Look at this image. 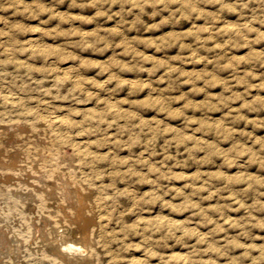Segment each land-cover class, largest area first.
<instances>
[{"label": "rangeland", "instance_id": "rangeland-1", "mask_svg": "<svg viewBox=\"0 0 264 264\" xmlns=\"http://www.w3.org/2000/svg\"><path fill=\"white\" fill-rule=\"evenodd\" d=\"M0 44V264H264V0H0Z\"/></svg>", "mask_w": 264, "mask_h": 264}, {"label": "bare ground", "instance_id": "bare-ground-1", "mask_svg": "<svg viewBox=\"0 0 264 264\" xmlns=\"http://www.w3.org/2000/svg\"><path fill=\"white\" fill-rule=\"evenodd\" d=\"M0 45H2V44H0ZM3 46H4V45H3ZM10 46H11V45H10ZM3 48H4V47H3ZM3 48H2V49H3ZM7 48H8V47H7ZM5 51H6V50H5ZM0 71H1V70H0ZM3 73H4V72H3ZM3 73H2V75H1L0 77H3ZM0 74H1V72H0ZM53 77L55 78V76H53ZM3 78H4V77H3ZM57 79H59V78H57ZM62 79H63V78H62ZM72 79H73V78H72ZM76 79H77V78H76ZM0 81H1V80H0ZM53 81H54V80H53ZM55 81H56V78H55ZM62 82H63V81H62ZM71 82H72V81H71ZM74 82H76V81H74ZM1 83H2V81H1ZM76 83H77V82H76ZM73 85H74V83H73ZM75 85H76V84H75ZM3 86H4V85L2 84V87H3ZM2 87H1L0 92L4 91V90H2ZM4 87H5V86H4ZM74 87H75V86H74ZM77 87H79V86H77ZM70 90H71V89H70ZM73 90H74V89H73ZM7 91L9 92V90H7ZM7 91H6V92H7ZM60 91H61V90H60ZM6 92H5V93H6ZM10 92H11V90H10ZM11 93H12V92H11ZM8 94H9V93H8ZM67 95H68V94H67ZM0 96H1V95H0ZM9 97H10V94H9ZM1 98H2V97H1ZM3 98L6 99V100H8V97H7V96H4ZM3 101H5V100H3ZM10 101H11V100H10ZM89 108H90V106H89ZM89 108H88V110H89ZM44 109H45V107H44ZM53 109H54V108H53ZM86 109H87V108H86ZM41 110H43V109H41ZM31 111H32V110H31ZM37 111H38V110H37ZM43 111L46 112V110H43ZM51 111H52V110H51ZM56 111H57V110H56ZM67 111H68V110H67ZM27 112H28V111H27ZM29 112H30V111H29ZM32 112H33V111H32ZM34 112H35V110H34ZM47 112H48V111H47ZM53 112H54V111H52V113H53ZM39 113H40V112H39ZM61 113H62V112H61ZM61 113H60V114H61ZM64 113H65V112H64ZM33 114H34V113H33ZM37 114H38V113H37ZM45 114H46V113H45ZM54 114H55V113H54ZM58 114H59V113H58ZM58 114H57V115H58ZM65 114H68V115H69V111H68V113H65ZM35 115H36V114H35ZM35 115H34V116H35ZM50 115H51V113H50ZM57 115H56V116H57ZM61 115H62V114H61ZM42 116H43V114H42ZM45 116L47 117V115H45ZM52 116H53V115H52ZM66 116H67V115H66ZM40 117H41V116H40ZM40 117H39V119H40ZM49 117H51V116H49ZM53 117H55V116H53ZM68 117H69V116H68ZM68 117H67V118H68ZM51 118H52V117H51ZM81 118H82V117H81ZM41 119H42V118H41ZM45 120H46V119H45ZM52 120H53V118H52ZM72 120H73V119H72ZM53 121H54V120H53ZM57 121H60V120L58 119V120H56V122H57ZM62 122H63V120H62ZM73 122L75 123L76 121H72L71 123H73ZM50 123H51V122H50ZM53 123L55 124V122H53ZM77 123H78V122H77ZM41 124H42V123H41ZM47 124H48V123H47ZM60 124H62V123H60ZM17 125H18V124H17ZM43 125H44V124H43ZM43 125H42V126H43ZM75 125L77 126L78 124H75ZM5 126H6V125H5ZM14 126H15V125H14ZM27 126H28V125H27ZM36 126H37V125H36ZM38 126H39V128H40V125H38ZM38 126H37V127H38ZM42 126H41V128H43ZM55 126H56V125H55ZM55 126H54V127H55ZM60 126L63 127V126H65V124H64L63 126H62V125H60ZM68 126H69V125H68ZM7 128H8V126H7ZM50 128H51V127H50ZM64 128H66V127H64ZM67 128H68V127H67ZM73 128H75V127H73ZM10 129H11V128H10ZM46 129H47V128H46ZM51 129H52V128H51ZM59 129H60V128H59ZM81 129H82V128H81ZM81 129H80V130H81ZM1 130H2V129H1ZM18 130H19V128H18ZM49 130H50V129H49ZM49 130H48V131H49ZM53 130H54V129H53ZM68 130H69V129H68ZM3 131H4V129H3ZM9 131H10V130H9ZM37 131H38V130H37ZM50 131H52V130H50ZM70 131H71V130H70ZM6 132H7V131H6ZM6 132H5V133H6ZM21 132L23 133V131H21ZM38 132H39V131H38ZM40 132H41V134H43V133H42V132H43L42 130H40ZM62 132H64V131H62ZM62 132H61V136H62ZM65 132H67V131H65ZM65 132H64V133H65ZM83 132H84V131H83ZM2 133H3V132H2ZM17 133H18V132H17ZM25 133H26V132H25ZM46 133H47V131H46ZM50 133H52V132H50ZM59 133H60V132H59ZM64 133H63V134H64ZM71 133H72V132H71ZM71 133H70V134H71ZM75 133H76V132H75ZM80 133H81V131H80ZM80 133H79V134H80ZM18 134H20V133H18ZM23 134H24V133H23ZM41 134H40V135H41ZM53 134H54V133H53ZM56 134H57V132H56ZM83 134H84V133H83ZM21 135H22V134H21ZM25 135H27V133H26ZM25 135H24V136H25ZM48 135H50V134H48ZM54 135H55V134H54ZM58 135H59V134H58ZM4 136H5V134H4ZM12 136H13V135H12ZM29 136H30V135H29ZM44 136H45V135H44ZM50 136H52V135H50ZM61 136H60V137H61ZM67 136H68V135H67ZM67 136H66V137H67ZM72 136H73V134H72ZM81 136H82V133H81ZM83 136H84V135H83ZM2 137H3V134H2ZM45 137H46V136H45ZM45 137H44V138H45ZM60 137H59V138H60ZM63 137L65 138V135H64ZM70 137H71V136H70ZM75 137H76V135L74 136V138H75ZM7 138H8V136H7ZM12 138H13V137H12ZM50 138H51V137H50ZM59 138H58V139H59ZM61 138H62V137H61ZM61 138H60V139H61ZM76 138H77V140H78V137H76ZM80 138H81V137H80ZM82 138H83V137H82ZM82 138H81V139H82ZM22 139H23V138H22ZM24 139H25V137H24ZM65 139L67 140V138H65ZM65 139L63 140L64 142H65ZM69 139H70V141H71V138H69ZM81 139H80V140H81ZM86 139H88V137H87ZM3 140H4V139H3ZM6 140H7V139H6ZM10 140H11V138H10ZM61 140H62V139H61ZM75 140H76V139H75ZM18 141H20V140H18ZM42 141H44V140L42 139ZM51 141H52V145H53V148H54L53 140L51 139ZM68 141H69V140H68ZM68 141H67V142H68ZM7 142H8V141H7ZM9 142H10V141H9ZM38 142H39V141H38ZM55 142H56V141H55ZM58 142H59V141H58ZM60 142H61V141H60ZM71 142H72V141H71ZM74 142H75V141H74ZM43 143H44V142H43ZM56 143H57V142H56ZM65 143H66V142H65ZM81 143H83V141H82ZM50 144H51V143H50ZM59 144H60V143H58V147L60 146ZM62 144H64V143H62ZM62 144H61V145H62ZM71 144H72V143H71ZM39 145L41 146L42 144H39ZM46 145H47V144H46ZM88 145H90V144H88ZM4 146H5V145H4ZM42 146H43V145H42ZM56 146H57V145L55 144V147H56ZM78 146H79V145H78ZM11 147H12V146H11ZM43 147H45V146H43ZM51 147H52V146H51ZM70 147H71V146H70ZM79 147H81V146H79ZM86 147H87V146H86ZM9 148H10V147H9ZM49 148H50V147H49ZM53 148H52V150H53ZM59 148H60V147H59ZM74 148H75V147H74ZM47 149H48V146H47ZM54 149H55V148H54ZM57 149H58V148H57ZM85 149H86V148H85ZM13 150H14V149H13ZM40 150H42V149H38V152H40ZM75 150H77V148H76ZM81 150H82V147H81ZM55 151H56V150H55ZM55 151H54V152H55ZM58 151H59V150H58ZM79 151H80V148H79ZM79 151H78V152H79ZM82 151H84V150H82ZM86 151H87V149H86ZM90 151H91V150H90ZM90 151H89V152H90ZM2 152H4V151H2ZM16 152H17V151H16ZM38 152H36L37 154H36V153H34V154L39 155V156H38V159H39L41 154H38ZM42 152H43V151H42ZM45 152H46V151H45ZM56 152H57V151H56ZM80 152H81V151H80ZM80 152H79V153H80ZM91 152H92V151H91ZM11 153H12V152H11ZM11 153H10V154H11ZM61 153H62V152H61ZM71 153H72V152H71ZM87 153H88V151H87ZM2 154H3V153H2ZM14 154H15V155H20V156L22 155L21 153H20V154H16V153H14ZM34 154H33V155H34ZM43 154H45V153H43ZM43 154H42V156H44ZM46 154H47V153H46ZM80 154H81V153H80ZM0 155H1V154H0ZM47 155H48V154H47ZM74 155H75V154H74ZM9 156H11V155H9ZM9 156H8V158H9ZM57 156H58V155H57ZM62 156H63V155H62ZM79 156H80V155H79ZM82 156H84V155L82 154ZM94 156H96V154H95ZM4 157H6V156H4ZM11 157H12V156H11ZM11 157H10V158H11ZM44 157H45V156H44ZM58 157H59V156H58ZM77 157H78V156H77ZM89 157H92V156L90 155ZM0 158L2 159V156H1ZM16 158H17V157H16ZM18 158H20V157H18ZM18 158H17V161H20L21 159L18 160ZM45 158H46V157H45ZM50 158H51V157H50ZM53 158H54V157H53ZM63 158H64V156H63ZM63 158H62V159H63ZM87 158H88V157H87ZM87 158H86V159H87ZM106 158H107V157H106ZM108 158H109V156H108ZM12 159H13V158H12ZM12 159H11V160H12ZM41 159H42V157H41ZM41 159H40V160H41ZM55 159H56V158H55ZM59 159H61V158L59 157ZM62 159H61V160H62ZM68 159H69V158H68ZM81 159H82V158H81ZM81 159H80L79 161H81ZM96 159H97V157H96ZM103 159H104V158H103ZM103 159H102V160H103ZM4 160H5V159H4ZM9 160H10V159H9ZM15 160H16V159H15ZM43 160H44V159H43ZM46 160H47V158H46ZM50 160H51V159H50ZM70 160H71V159H70ZM76 160H77V158L75 159V161H76ZM90 160H91V159H90ZM107 160H108V159H106V162L111 161V160H108V161H107ZM0 161H1V160H0ZM7 161H8V160H7ZM12 161H13V160H12ZM23 161H24V160H23ZM33 161H34V160H33ZM36 161H37V160H36ZM47 161H48V160H47ZM52 161H54V160H52ZM63 161H64V160H63ZM104 161H105V159H104ZM112 161H113V158H112ZM20 162H22V160H21ZM34 162H35V161H34ZM38 162H39V161H38ZM44 162H46V161H44ZM60 162H61V161H60ZM71 162H72V160H71ZM71 162H70V164H71ZM106 162H105V163H106ZM0 163H2V162H0ZM3 163H4V162H3ZM5 163H8V162L5 161ZM10 163H12V162L10 161L9 164H10ZM15 163H17V162L15 161ZM18 163H19V162H18ZM18 163H17V164H18ZM42 163H43V162H42ZM57 163H58V162H57ZM92 163H93V160H92ZM108 163H109V162H108ZM113 163H114V162H113ZM9 164H7V165H9ZM22 164H23V163H22ZM24 164L27 165L28 163H27V164L24 163ZM24 164H23V166H25ZM34 164H38V163H34ZM34 164H32V165H34ZM51 164H52V163H51ZM58 164H59V163H58ZM66 164H67V163H66ZM77 164H78V162H77ZM86 164H88V163H86ZM86 164H84V165L87 167ZM0 165H2V164H0ZM3 165H5V164H3ZM3 165H2V166H3ZM14 165H15V164H14ZM45 165H47V164H45ZM81 165H83V164H81ZM81 165H80V166H81ZM88 165H89V164H88ZM104 165H105V164H104ZM2 166H1V167H2ZM11 166H12V165H11ZM40 166H41V164H40ZM42 166H43V165H42ZM51 166H52V165H51ZM67 166H68V164H67ZM92 166H93V165H92ZM108 166H112V168H113V165H108ZM14 167H15V166H14ZM18 167H19V166L17 165V168H18ZM45 167H46V166H45ZM65 167H66V166H65ZM69 167H70V165L68 166V169L71 170ZM72 167H73V166H72ZM72 167H71V168H72ZM74 167H75V166H74ZM82 167H83V166H82ZM82 167H80V168H82ZM86 167H85V169H86ZM95 167H96V165H95L93 168L96 169ZM2 168H3V167H2ZM5 168H6V167H5ZM7 168H9V166H8ZM7 168L5 169V171L8 170ZM27 168H28V166H27ZM38 168H39V167H38ZM51 168H52V167H51ZM75 168H76V167H75ZM80 168H79V169H80ZM0 169H1V168H0ZM18 169H19V168H18ZM20 169H21V167H20ZM34 169H35V168H34ZM40 169H41V168H40ZM46 169H47V168H46ZM107 169H108V168H107ZM109 169H110V167H109ZM1 170H2V169H1ZM51 170H52V169H50L49 171H51ZM80 170H82V169H80ZM90 170H91V169H90ZM9 171H11V170H9ZM12 171H14V170H12ZM17 171H18V170H17ZM17 171H16V172H17ZM28 171H29V170H28ZM33 171H34V170H32V172H33ZM43 171H44V170H43ZM52 171H54V170H52ZM61 171H62V170H61ZM71 171H72V170H71ZM109 171L113 172L112 170H109ZM37 172H38V171H37ZM44 172H46V171H44ZM55 172H56V171H55ZM89 172H90V171H89ZM95 172H97V171H95ZM105 172H106V170L104 171V173H105ZM19 173H20V172H19ZM28 173H29V172H28ZM59 173H61V172H59ZM72 173H73V171H72ZM76 173H77V172H76ZM83 173H84V171H83ZM21 174H22V173H21ZM52 174H54V173H52ZM63 174H65V173H63ZM96 174H98V173H96ZM107 174H108V173H107ZM57 175H59V174H57ZM65 175H66V174H65ZM80 175H81V174H80ZM80 175H77V176H80ZM86 175H88V174H86ZM92 175H93V174H92ZM8 176H9V175H8ZM25 176H26V175H25ZM61 176H63V175H61ZM61 176H59V177H61ZM70 176H71V175H70ZM77 176H75L76 179H77ZM82 176H83V175H82ZM96 176L98 177V175H96ZM106 176H107V175H106ZM5 177H6V176H5ZM23 177H24V176H23ZM55 177H56V176H55ZM67 177L69 178V176H67ZM73 177H74V176H73ZM73 177H72V179H71L70 181H72V180L74 179L72 182H74V181L76 182L75 177H74V178H73ZM84 177H85V176H84ZM92 177H94V176H92ZM97 177H96V179L99 178V177H98V178H97ZM104 177H105V175H104ZM109 177H110V175H109ZM0 178H1V177H0ZM12 178H13V177H12ZM17 178H19V175H18ZM31 178H32V177H31ZM38 178H39V180H40V177H38ZM100 178H101V177H100ZM8 179H10V178H8ZM20 179H22V178H20ZM25 179H26V178H25ZM64 179H66V178H64ZM79 179H80V178H79ZM86 179H87V178H86ZM94 179H95V178H94ZM96 179H95V180H96ZM101 179H102V178H101ZM17 180H18V179H17ZM17 180H15V182H16ZM26 181H27V179H26ZM49 181H50V180H49ZM59 181H60V180H59ZM66 181H67V180H65V183H67V192L70 194L69 197L71 198V197H72L71 194H72V195L75 197V199H76V204H75V203H72V204H75V205H76L75 210H74V209H73V210H74V212H75V215H74V216H75L76 219L80 222V230H78V233H79V231H80V234H79V237H78L76 240H72V241H70V240H69V241H64V240H65V239H64L63 241H61V239H59V237H56V235H55L56 238L54 237V234H56V233H54L55 231H54V229L52 228L53 233H52V232H51V233L53 234V238H55V239L52 240V249H53V251H54L53 254H54V256H55L58 260H59V259H65L68 255H71V256L73 257V260H74V259H77V260H80V259H81V260L88 259L89 256H87V257L84 256V252H85V250H86V249L88 248V246H89V243H90V241H91V238L93 237L92 234H93L94 230H93V232L91 231V232H92V234H91L92 237H89V233H88V231H89V224L92 225V223H90L91 218H89V217L86 215L87 213L85 212V207L87 206V197H86L85 194H87V193H83V192L81 191L82 188L79 189L80 187H83L84 185H83V186H80V187H76L75 185H76L77 183H76L75 185H73V183L71 184V183L68 181V182L70 183V184H69V183L66 182ZM103 181H104V180H103ZM103 181H101V182H103ZM4 182H6V181H4ZM12 182H13V181H12ZM17 182H18V181H17ZM51 182H52V181H51ZM60 182H61V181H60ZM75 182H74V183H75ZM96 182H97V180H96ZM99 182H100V181H99ZM99 182H97V183H99ZM104 182H105V181H104ZM0 183H1V182H0ZM2 183H3V182H2ZM39 183H40V181H39ZM61 183H62V186H63L64 183H63V182H61ZM81 183H82V182H81ZM81 183H80V184H81ZM87 183H88V182H87ZM18 184H19V182H18ZM51 184H52V183H51ZM7 185L9 186L10 184H7ZM19 185H21V183H20ZM58 185L60 186V184H58ZM65 185H66V184H65ZM10 186H11V185H10ZM29 186H30V184H29ZM44 186H45V184H44ZM95 186H96V185H95ZM98 186H99V185H98ZM11 187H12V186H11ZM13 187H15V186H13ZM17 187H19V186H17ZM22 187H23V186H22ZM32 187H33V186H32ZM35 187H36V186H35ZM53 187H54V186H53ZM53 187H51V188H53ZM65 187H66V186H65ZM65 187H64V188H65ZM88 187H89V186H88ZM101 187H102V186H101ZM9 188H10V187H9ZM9 188H7V189H9ZM19 188L21 189V187H19ZM19 188H17V189H19ZM24 188H25V187H24ZM60 188H61V186H60ZM83 188H84V187H83ZM89 188L92 189V187H89ZM97 188H98V187H96V189H95V188L93 187V190H94V189L97 190ZM102 188H104V187H102ZM1 189H2V186H1ZM14 189H15V188H14ZM14 189H12V190H14ZM17 189H16V190H17ZM47 189H49V188L47 187ZM47 189H45V190L47 191ZM62 189H63V188H62ZM65 189H66V188H65ZM2 190H3V189H2ZM10 190H11V189H10ZM60 190H61V189H60ZM82 190H83V189H82ZM89 190H90V189H88V191H89ZM98 190H99V189H98ZM100 190H102V189H100ZM8 191H9V190H8ZM17 191H18V190H17ZM19 191H20V190H19ZM37 191H38V190H37ZM37 191H36V192H37ZM40 191H42V190L40 189ZM83 191H85V190H83ZM86 191H87V190H86ZM86 191H85V192H86ZM91 191H92V190H91ZM127 191L129 192V190H127ZM30 192H31V191H30ZM44 192H45V191H44ZM65 192H66V190H65ZM128 192H127V194H128ZM12 193H13V192H12ZM26 193H27V191H26ZM53 193H54V192H53ZM62 193L65 194L64 191L62 192V190H61V194H62ZM101 193H102V192H101ZM3 194H4V193H3ZM14 194H15V193H14ZM16 194H17V193H16ZM49 194H50V193H49ZM89 194H91L90 191H89ZM89 194H87V195H89ZM93 194H94V193H93ZM98 194H99V193H98ZM131 194H132V193H131ZM1 195H2V194H1ZM12 195H13V194H12ZM17 195L19 196V194H17ZM34 195H35V194H34ZM91 195H92V194H91ZM91 195H90V196H91ZM95 195H96V194H95ZM10 196H11V195H10ZM13 196H14V195H13ZM20 196H22V195H20ZM42 196H45V195H42ZM47 196H48V195H47ZM64 196H65V195H64ZM66 196H67V195H66ZM66 196H65V197H66ZM93 196H94V195H93ZM130 196H131V195H130ZM29 197H30V196H29ZM33 197H34V196H33ZM67 197H68V196H67ZM67 197H66V198H67ZM69 197H68V198H69ZM98 197L100 198L101 196H98ZM133 197H134V195H133ZM19 198H20V197H19ZM35 198H36V197H35ZM66 198H65V199H66ZM68 198H67V199H68ZM88 198H89V197H88ZM21 199H22V198H21ZM42 199H43V198H42ZM67 199H66V200H67ZM101 199H103V198H101ZM16 200H17V198H16ZM31 200H32V199H31ZM33 200H34V198H33ZM40 200H41V199H40ZM44 200H45V199H44ZM93 200H94V199H93ZM96 200H98V199L96 198ZM96 200H94V201H96ZM21 201H22V200H21ZM47 201H48V200H47ZM67 201H68V200H67ZM67 201H66V202H67ZM72 201H73V200H72ZM72 201L69 200V201H68L69 204H70V202H72ZM94 201H92V203H93ZM102 201H103V200H102ZM102 201H100V202H102ZM131 201H132V200H131ZM18 202H19V201H18ZM33 202H34V201H33ZM35 202H37V201L35 200ZM100 202H98V203H100ZM89 203H90V202H89ZM102 203H104V202H102ZM106 203H107V202H106ZM9 204H10V203H9ZM21 204H22V203H21ZM21 204H20V205H21ZM37 204H38V203H37ZM41 204H42V203H41ZM72 204H70V206H72ZM13 205H15V204H13ZM13 205H12V207H13ZM94 205H95V204H94ZM96 205H97V204H96ZM99 205H101V204H99ZM99 205H98V206H99ZM103 205H104V204H103ZM103 205H102V206H103ZM10 206H11V204H10ZM18 206H19V205H18ZM43 206H44V205H43ZM67 206H69V205H67ZM109 206H110V205H109ZM39 207H40V206H39ZM44 207H47V205L45 204ZM44 207H42L41 209H43ZM88 207H89V206H88ZM21 208H22V207H21ZM23 208H24V207H23ZM31 208H32V207H31ZM49 208L51 209V207H49ZM72 208H73V207H72ZM86 208H87V207H86ZM91 208H93V206H92ZM96 208H98V207L96 206ZM96 208H95V210H96ZM101 208H102V207H101ZM103 208H104V207H103ZM10 209H11V207H10ZM14 209H15V208H14ZM18 209H20V208H18ZM99 209H100V208H99ZM106 209H107V208H106ZM30 210H31V209H30ZM32 210H33V209H32ZM62 210H63V209H62ZM86 210H87V209H86ZM100 210H101V209H100ZM103 210H104V209H103ZM108 210H110V209H108ZM11 211H14V210L11 209ZM37 211H38V210H37ZM46 211H47V210H45V212H46ZM93 211H94V210H93ZM97 211H98V209H97ZM113 211H115V210L113 209L112 212H113ZM23 212H24V211H23ZM48 212H49V211H48ZM50 212H51V211H50ZM50 212H49V213H50ZM105 212H106V211H105ZM4 213H5V212H4ZM17 213H19V212H17ZM24 213H25V212H24ZM35 213H36V212H35ZM40 213H42V212L40 211ZM46 213H47V212H46ZM46 213H45V214H46ZM52 213H53V211H52ZM62 213H63V212H62ZM91 213H92V212H91ZM96 213H97V212H96ZM116 213H117V212H116ZM12 214H14V213L12 212ZM12 214H11V215H12ZM15 214H16V213H15ZM15 214H14V216H15ZM37 214H38V213H37ZM42 214L45 215V214H44V211H43ZM89 214H90V213H89ZM92 214H94V213H92ZM118 214H119V213H118ZM38 215H39V214H38ZM55 215H56V214H55ZM55 215H54V217H55ZM90 215H91V214H90ZM90 215H89V216H90ZM101 215H102V213H101ZM14 216H13V218H14ZM16 216H17V215H16ZM16 216H15V218L17 219V217H18L19 215H18L17 217H16ZM47 216H48V215H46L45 217H47ZM52 216H53V215H52ZM93 216H94V215H93ZM115 216H116V214H115ZM158 216H159V215H158ZM45 217H44V218H45ZM68 217H69V216H68ZM75 217H74V218H75ZM90 217H91V216H90ZM94 217H95V216H94ZM104 217H105V216H104ZM109 217H110V216H109ZM116 217H117V216H116ZM118 217H119V215H118ZM155 217H156V216H155ZM159 217H161V219L164 218V216H163V217H162V216H159ZM19 218H20V217H18V219H19ZM24 218H25V217H24ZM47 218H49V217H47ZM59 218H60V217L58 216V220H61V219H59ZM64 218H65V217H64ZM66 218H67V217H66ZM98 218H99V217H98ZM106 218H107V217H106ZM106 218H104V219H106ZM16 219H15V220H16ZM56 219H57V217H56ZM76 219H75V220H76ZM92 219H93V218H92ZM107 219H108V218H107ZM117 219H118V218H117ZM157 219H158V218H157ZM165 219H167V218H165ZM165 219H164V220H165ZM3 220H4V219H3ZM11 220H12V219H11ZM15 220L13 219V221H15ZM21 220H22V219H21ZM52 220H53V219H52ZM110 220H111V219H109V221H110ZM112 220H113V219H112ZM164 220H163V221H164ZM167 220H168V219H167ZM167 220H166V221H167ZM18 221H19V220H18ZM24 221H26V219H25ZM29 221H30V220H29ZM44 221H45V220H44ZM49 221H51V220H49ZM49 221H48V222H49ZM66 221H67V220H66ZM73 221H74V219H73ZM101 221H102V220H101ZM101 221H100V222H101ZM169 221H170V220H169ZM21 222H22V221H21ZM57 222H58V221H57ZM59 222H62V221H59ZM59 222H58V223H59ZM67 222H68V221H67ZM70 222L72 223L71 220H70ZM74 222H75V221H74ZM92 222H93V221H92ZM107 222H108V221H107ZM24 223H26V222H24ZM24 223H23V225H24ZM30 223H32V222H30ZM46 223H47V222H46ZM54 223H55V222H54ZM58 223H55V224H58ZM102 223H103V222H102ZM160 223H162V221H161ZM13 224H14V223H13ZM13 224H12V225H13ZM18 224H19V226H20V223H18ZM55 224H54V225H55ZM98 224H99V223H98ZM106 224H107V223H106ZM110 224H111V223H110ZM21 225H22V224H21ZM46 225H47V224H46ZM49 225L51 226V223H50ZM60 225H61V224H60ZM73 225H74V223H73ZM76 225H77V224H76ZM93 225H94V224H93ZM164 225H165V223H164ZM167 225H170V224H167ZM50 226H49V228H50ZM55 226H56V225H55ZM61 226H62V225H61ZM100 226H101V225H100ZM100 226L98 227L99 229L103 228V227L100 228ZM106 226H107V225H106ZM106 226H105V227H106ZM111 226H112V225H111ZM93 227H94V226H93ZM26 228H28V227H26ZM30 228H31V227H30ZM34 228H35V227H34ZM59 228H60V227H59ZM5 229H6V228H5ZM21 229H22V228H21ZM26 230H27V229H26ZM60 230H61V229H60ZM62 230H63V227H62ZM75 230H76V229H75ZM101 230H102V229H101ZM0 231H1V230H0ZM31 231H33V230H31ZM34 231H35V230H34ZM38 231H39V230H38ZM50 231H51V229H50ZM56 231H57V230H56ZM58 231H59V230H58ZM58 231H57V232H58ZM102 231H103V230H102ZM18 232H19V231H17V233H18ZM20 232H21V230H20ZM59 232H60V231H59ZM62 232H64V231H62ZM62 232H61V233H62ZM66 232H67V231H66ZM70 232H71V231H70ZM106 232H108V231H106ZM1 233H3V232H1ZM8 233H9V232H8ZM27 233H28V232H27ZM34 233H35V232H34ZM49 233H50V232H49ZM68 233H69V232H68ZM73 233H74V232H73ZM21 234H22V233H21ZM52 234H49V235H52ZM59 234H60V233H58V235H59ZM103 234H104V233H103ZM3 235H4V234H3ZM15 235H16V233H15ZM24 236H25V235H24ZM29 236H31V235H29ZM46 236H47V235H46ZM60 236H61V235H60ZM67 236H68V235H67ZM67 236H66V234H65L64 237H67ZM72 236H73V235H72ZM100 236L102 237V234H101ZM2 237H3V236H2ZM5 237H6V236H5ZM9 237H10V236H9ZM11 237H13V236H11ZM11 237H10V239H11ZM21 237H23V236H21ZM39 237H40V235H39ZM41 237H42V236H41ZM44 237H45V235H44ZM61 237H62V236H61ZM74 238H76V237H74ZM1 239H2V238H1ZM15 239H16V238H15ZM21 239H22V238H21ZM28 239H29V238H28ZM28 239H27V240H28ZM40 239H41V238H40ZM40 239H39V240H40ZM43 239H44V238H43ZM48 239H49V238H48ZM66 239H67V238H66ZM72 239H73V238H72ZM92 239H93V238H92ZM109 239H110V238H109ZM6 240H7V239H6ZM23 240H24V239H23ZM4 241H5V240H4ZM7 241H8V240H7ZM9 241H11V240H9ZM46 241H47V240H46ZM46 241H45V242H46ZM93 241H94V240H93ZM0 242H1V241H0ZM12 242H13V240L11 241V243H12ZM15 242H16V241H15ZM15 242H14V243H15ZM17 242H18V241H17ZM24 242H25V241H24ZM39 242H40V241H39ZM48 242H49V241H48ZM50 242H51V241H50ZM4 243H5V242H4ZM14 243H13V244H14ZM21 243H22V242H21ZM40 243H41V242H40ZM94 243H95V241H94ZM100 243H101V242H100ZM107 243H108V241H107ZM107 243H106V244H107ZM25 244H26V243H25ZM47 244H48V243H47ZM97 244H98V243H97ZM106 244H105V245H106ZM38 245L41 246V244H38ZM45 245H46V243H45ZM107 245H108V244H107ZM36 246H37V245H36ZM96 246H97V245H96ZM16 247H17V246H16ZM18 247H19V246H18ZM90 247H91V246H90ZM97 247H98V246H97ZM102 247H103V246H102ZM44 248H45V247H44ZM103 248H104V247H103ZM106 248H107V247H106ZM106 248H105V249H106ZM109 249H110V248H109ZM28 250H29V249H28ZM36 250H37V249H36ZM94 250L96 251V249H94ZM94 250H93V251H94ZM15 251H17V250H15ZM18 251H19V250H18ZM18 251H17V252H18ZM20 251H21V250H20ZM103 251H104V250H103ZM110 251H111V249H110ZM4 252H5V251H4ZM10 252H11V251H10ZM17 252H16V253H17ZM26 252H27V251H26ZM44 252H45V251H44ZM27 253H29V252H27ZM31 253H32V252H30V254H31ZM50 253H51V252H50ZM91 254H92V252H91ZM105 254H106V253H105ZM105 254H104V255H105ZM108 254H109V253H108ZM150 254H151V253H150ZM15 255H17V254H15ZM32 255H33V254H32ZM45 255H46V254H45ZM109 255H110V254H109ZM116 255H117V254H116ZM25 256H26V255H25ZM54 256H53V257H54ZM91 256H92V255H91ZM13 257H14V256H13ZM53 257H52V258H53ZM55 257H54V258H55ZM101 257H104V256H101ZM131 257H132V255H131ZM11 258H12V257H11ZM15 258H16V257H15ZM106 258H107V256H106ZM115 258H116V257H115ZM115 258H114V259H115ZM116 259H117V258H116ZM12 260H13V259H12ZM47 260L49 261V260H51V259H47ZM91 260H93V259L91 258ZM105 260H106V259H105ZM118 260H119V259H118ZM39 261H40V260H39ZM42 261H43V260H42ZM48 261H47V263H50V262H48ZM85 261H86V260H85ZM96 261H98V260H96ZM116 261H117V260H116ZM119 261H120V260H119ZM101 262H102V261H101ZM104 262H105V261H104ZM9 263H10V262H9ZM12 263H13V261H12ZM16 263H17V262H16ZM75 263H76V262H75ZM99 263H100V261H99ZM116 263L118 264V261H117ZM6 264H7V263H6ZM13 264H15V263H13ZM36 264H37V263H36ZM108 264H109V263H108Z\"/></svg>", "mask_w": 264, "mask_h": 264}]
</instances>
